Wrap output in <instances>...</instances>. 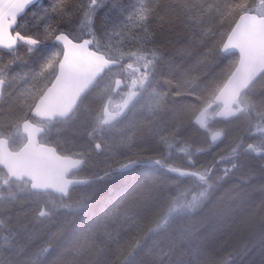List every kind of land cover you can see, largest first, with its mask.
<instances>
[{
  "label": "snow or ice",
  "instance_id": "obj_1",
  "mask_svg": "<svg viewBox=\"0 0 264 264\" xmlns=\"http://www.w3.org/2000/svg\"><path fill=\"white\" fill-rule=\"evenodd\" d=\"M160 5L0 0V170L28 180L7 198L55 193L62 202L41 203L36 216L43 220L59 209L88 208L107 180L141 177L56 264H144L145 252L150 264L164 257L170 264L178 242L153 253L154 237L176 218L203 211L242 167V153L264 152L246 142H264V0H173L164 14ZM174 41L185 45L179 61L169 55ZM225 140L214 162L199 160ZM101 156L103 165L89 174ZM38 160L57 166L37 167ZM74 188L85 190L68 199ZM258 191L260 199L241 202L190 264H243L252 247L264 246V184ZM153 201L147 213L137 211ZM0 239V248L11 245ZM50 248L25 264H40Z\"/></svg>",
  "mask_w": 264,
  "mask_h": 264
},
{
  "label": "trees",
  "instance_id": "obj_2",
  "mask_svg": "<svg viewBox=\"0 0 264 264\" xmlns=\"http://www.w3.org/2000/svg\"><path fill=\"white\" fill-rule=\"evenodd\" d=\"M124 2L136 3L137 0H124ZM172 4H173V0H161V5L158 8V12L160 14H164L166 7ZM184 46L185 45L183 41H174L171 45L168 46L169 55L171 57H175V59L179 61L180 59L179 50L182 49ZM160 87L163 88L164 85L161 84ZM226 143H227L226 140L221 141L217 145V147L211 149V151H209L208 154H205L206 164H209L211 161L215 159L217 154L220 153V149L223 148ZM128 181H133V180H128ZM227 184H225L223 187H225ZM127 188H129V185L126 187V189ZM241 191L242 190L236 192V194L234 195H229V197L227 198L228 201L223 204L216 203V200L212 198L203 211L199 212L198 214L192 217L176 218L171 223V226L167 232L160 233L154 237L157 243L151 245L152 252L154 253L158 250L166 249L171 241H177L178 247L175 253L170 258V264H190V261L194 257L195 250L198 247L202 246L204 243H206L211 236L217 235L218 229L224 223H226L232 216L237 214L241 202L247 200L249 203H254L255 201H258L260 199V193L259 194L253 193L251 187L250 189L249 187H245L243 191L242 192ZM117 199L118 198H115V200ZM155 205H156L155 201L150 203H145L141 205L137 211L139 213H147L150 209H153ZM15 206L17 205H11L9 209L10 211H8V214L11 217L10 219L12 224L13 222L19 223L20 221V224H16V226L21 225L24 228L28 227L29 234L30 232H32L31 230H33V232H36V236H40L41 234L39 235V232L42 229V227H45V225H39L41 226L39 229H35L31 227L32 219H34L33 216L31 215L26 216L27 219L26 221L22 218L21 215H18L15 218L12 217V209ZM110 207L111 206L109 207L99 206L91 202L89 207L85 211H83L82 216L74 215V214H72L71 218L70 215L56 216L55 219L59 218L58 221L60 223H62L65 220H71V219L76 220V223H73L72 226H68L72 230V234L65 239L64 241L65 245L61 247L62 248L61 251L64 252L65 248L70 247L74 243H76L79 240V238L87 232L89 228H91L93 225L96 224L97 217L102 213V211ZM28 212L30 213V211ZM64 217H66V219H64ZM17 220L19 221L17 222ZM54 220L52 219V221ZM29 222L31 223L30 225ZM5 226L6 228H8L6 224ZM189 230L192 233L190 238L187 240H181L180 237L182 235H186ZM120 235L121 237H123L124 235H126V233H124L123 230L121 229ZM45 244L47 243H43L42 245ZM53 244L54 241L48 244L51 246L50 252L44 256L45 259H43V261L40 262V264H54L57 251H56V247H54ZM11 245H13V242L11 243ZM255 246L260 247L259 250L256 252L254 249H251L248 252V254L245 255V258L243 259V264H264V246L260 245L259 243H257ZM18 247H20V244L18 245ZM61 256H65V253H62V255L60 253V257ZM65 258L67 257L65 256ZM141 258L144 261V264H150L152 255L150 253L145 252L141 254ZM164 264H169V257H164Z\"/></svg>",
  "mask_w": 264,
  "mask_h": 264
},
{
  "label": "bare ground",
  "instance_id": "obj_3",
  "mask_svg": "<svg viewBox=\"0 0 264 264\" xmlns=\"http://www.w3.org/2000/svg\"><path fill=\"white\" fill-rule=\"evenodd\" d=\"M206 135H207L206 133L201 134L197 138V141L201 142V143L206 142V140H205ZM246 142L253 143L254 147H259L261 149L263 148L260 145H258V144H262V142H260L259 137H246ZM205 154H208V152L202 154L201 157H199V160L206 164ZM216 158H217V156L215 157V159ZM215 159L213 161H211L210 163L214 162ZM103 162H104L103 157L101 156L97 160V168L87 170L89 172V174H91L92 172H95L99 167H101L103 165ZM238 162L242 164V167L238 170L239 174L237 173L238 177L237 176L233 177L232 181L226 180L213 193L212 198H214L216 200V203L223 204V203L227 202L228 201L227 198L229 197V195H234V194H236V192H238L240 190L243 191V189L245 187H249V189L251 187L253 193L259 194L257 187H259L260 183H264V152H262L258 156L253 155L251 150L248 153H242V156ZM0 173L2 175V179H0V193L6 192L10 186H21V187H23L24 184L26 182H28L26 180H23L21 182L9 180V178H8V176L4 170H0ZM76 174H78V173H73L72 175H76ZM81 174L82 173H79V175H81ZM140 178H141L140 176H137L135 178V181H128V180H133V178L131 175H127V176H122V177H115L113 179H110V180L103 182L102 184H99L97 186V191L95 192V195L93 196L91 201H89V205L91 202H93L99 206H104V207L112 206L116 202L115 198H118L119 194L122 191L127 190L128 188L126 189V187L128 185H129V187H131L134 182H139ZM125 180H127V181H125ZM4 181H8V183L5 184ZM225 184H227L226 187H223ZM255 188H257V191L255 190ZM84 190H85L84 188H74L71 196L68 199H77L79 197L80 193ZM175 190H176L175 188L170 189V191L172 193H174ZM224 190L226 192H228L227 195H225ZM27 194L31 197L35 196V194H29V193H27ZM40 197H45V199H48V198L54 199L57 201V204L62 202L60 200V198H58L55 194H52V193H48L47 196L41 195ZM217 200H218V202H217ZM21 201L26 202L25 200H21ZM15 203H17V201ZM17 204H19V205L15 206L12 209V217L15 218L18 215H21L22 218L26 221L27 220L26 216L31 215L34 218V219H32L31 227H33L35 229H39L41 227V226H39L40 225L39 223H45V227H42V229L40 230V232H39V235L41 234L40 236H36V232H33V231L30 232V234H29L27 231L28 227L24 228V230H23L24 233L22 234L19 231L20 225L16 226V224H20V221H19V223L13 222L12 225L14 226V228H12L13 230L11 229V231H12V233H15V235L13 236L14 241H13V245L6 251V253L9 256V259H6V261H11V264H25V260L30 258L31 254L35 250L42 248L44 246V245H42L43 243L49 244L52 241H54L53 246L56 247V251H57L56 258L54 260V264H56L57 259L60 257V253H61V255H62V253H64L61 251L62 250L61 247H63L65 245L64 244L65 239L72 234V230L68 226H72L73 223H76V220H74V219L65 220L62 223H60L58 221L59 218L55 219V217L59 216V215H70V218H71L73 213L66 212V211H64V209H59L58 211L54 212V214L52 215L51 218H45L43 220H40L36 216V212L34 209V207L39 208L40 204L35 205L32 209L33 212L32 213L30 212V214L25 210L24 211L21 210L22 209L21 205H24V203H17ZM86 209H83L74 215L82 216L83 211H85ZM52 219L53 220L55 219V220L52 221ZM64 219H66V217H64ZM30 224L31 223L29 222V225ZM46 224H49V225H46ZM42 233H43V235H42ZM2 234H5V233L2 232ZM26 237H28L30 239L24 241L23 239ZM19 244H20V247H23V251L19 250V248H20V247H18ZM259 248L260 247H258V246L252 247V249H254L256 252L259 250ZM244 258H245V256L242 257V260ZM43 259H45V257H41L40 262H42ZM237 264H239V260L237 261Z\"/></svg>",
  "mask_w": 264,
  "mask_h": 264
},
{
  "label": "rangeland",
  "instance_id": "obj_4",
  "mask_svg": "<svg viewBox=\"0 0 264 264\" xmlns=\"http://www.w3.org/2000/svg\"><path fill=\"white\" fill-rule=\"evenodd\" d=\"M42 2H44V3H46L47 2V0H42ZM258 145H260L261 147H263L262 149H264V142H262V144H258ZM230 163V162H229ZM238 170L233 174V175H231L227 180H229V181H232V179H233V177H238ZM237 174V175H236ZM231 178V179H230ZM0 179H2V175H1V173H0ZM261 184H264V183H260V185ZM259 185V186H260ZM19 187H21V186H19ZM226 187V186H225ZM258 189H259V187H257ZM257 188H255V190L257 191ZM17 190H18V186H10L9 188H8V190L6 191V192H4V195H5V200L3 201V202H0V207H5L6 208V210L5 211H3V212H0V220H3L4 221V227H0V236H2V237H7V238H9L10 240H11V243L14 241V237H13V235H12V231H11V229L14 227L13 225H12V222H11V217L9 216V214H8V211H10L9 209H10V206L11 205H19V204H17V203H24V205H21L22 206V209L21 210H25V211H30V212H33L32 211V209H33V207L35 206V205H37V204H41V203H44L45 201H46V199H45V197H40L39 198V200L37 201L35 198H34V196H29L28 194H27V192H25V193H20L19 195H17V198H16V200L15 201H11V200H9L8 198H7V194L9 193V191H11V192H17ZM225 191V190H224ZM228 194V192H226L225 191V195H227ZM20 200V201H19ZM21 200H25L26 202H23V201H21ZM17 201V203H15ZM217 202H218V200H217ZM34 209H35V212L36 211H38V209L39 208H35L34 207ZM29 213V212H28ZM27 214V213H26ZM30 214V213H29ZM35 214V213H34ZM19 220H17V222H18ZM5 224L8 226V228H6V226H5ZM40 225H45V223H39ZM20 228H19V231H20V233H24V227L23 226H19ZM13 230V229H12ZM22 231V232H21ZM27 231H29V230H27ZM31 231H33V230H31ZM2 232L3 233H5V234H2ZM30 238H28V237H26V238H24L23 240L24 241H26V240H29ZM4 243V240L3 239H0V244H3ZM12 245H10L9 247H5V248H0V260H4V261H6V259H9V256H8V254L6 253V251L11 247ZM40 247V246H39ZM6 254V255H5Z\"/></svg>",
  "mask_w": 264,
  "mask_h": 264
},
{
  "label": "water",
  "instance_id": "obj_5",
  "mask_svg": "<svg viewBox=\"0 0 264 264\" xmlns=\"http://www.w3.org/2000/svg\"><path fill=\"white\" fill-rule=\"evenodd\" d=\"M42 164H46V165H48L50 168H55L56 166H57V162H55V161H36L35 162V165L37 166V167H39V166H41ZM5 173L7 174V176H8V178H9V175H8V173H7V171H5ZM10 180V179H9ZM11 180H14V181H16V182H21V181H23V180H26V181H28L27 180V177H24L23 179H21V180H19V181H17V180H15V179H11ZM51 193V192H50ZM52 194H55V193H52ZM56 195V194H55Z\"/></svg>",
  "mask_w": 264,
  "mask_h": 264
},
{
  "label": "flooded vegetation",
  "instance_id": "obj_6",
  "mask_svg": "<svg viewBox=\"0 0 264 264\" xmlns=\"http://www.w3.org/2000/svg\"><path fill=\"white\" fill-rule=\"evenodd\" d=\"M76 175H79V173H78V174H76Z\"/></svg>",
  "mask_w": 264,
  "mask_h": 264
}]
</instances>
